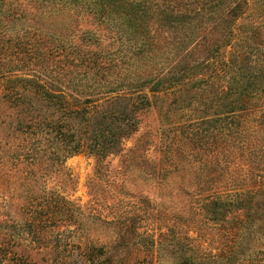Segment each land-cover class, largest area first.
<instances>
[{"label":"rangeland","instance_id":"obj_1","mask_svg":"<svg viewBox=\"0 0 264 264\" xmlns=\"http://www.w3.org/2000/svg\"><path fill=\"white\" fill-rule=\"evenodd\" d=\"M155 3L150 32L136 37L125 18L104 6L100 14L94 0H0V72L13 68L12 78L29 79L48 66L49 81L68 50L76 58L96 53L105 66L103 84H94L100 109L126 106L137 121L103 156L83 150L55 162L49 137L30 144L16 130L24 108L17 97L64 122L74 116L59 102L70 107L71 91L51 105L23 82L12 99L0 90V223L22 222L25 206L50 205L25 204L31 191L45 189L73 202L82 222L78 236L59 239L51 223L39 243L15 248L30 263L68 256L66 264H77L81 243L92 240L103 247L101 264H264V139L251 154L246 136L217 123L215 106L206 104L201 88L213 59L202 40L216 41L213 23L184 22L163 0ZM258 9L264 13V2ZM146 34L150 39L141 38ZM60 86L50 88L58 94ZM116 96L122 98L104 102ZM15 149L37 159L15 164Z\"/></svg>","mask_w":264,"mask_h":264},{"label":"trees","instance_id":"obj_2","mask_svg":"<svg viewBox=\"0 0 264 264\" xmlns=\"http://www.w3.org/2000/svg\"><path fill=\"white\" fill-rule=\"evenodd\" d=\"M94 2L101 6L100 14L103 15L104 6L111 13L125 18L127 25L135 29L136 37L150 32L147 29V18L151 10L157 12L159 9L155 0ZM263 2L264 0H163L167 8L171 12H177L184 22L193 21L196 25H203L207 21L213 23L211 32L216 34V41L210 44L211 39L208 40V37L202 40L213 61L205 65L210 73L208 78L204 79L201 89L206 93V104L216 108L214 113L218 118L217 123L226 122V128H231L238 136H246L247 142L253 145V155H258L260 150L257 146L264 139V13L258 9ZM147 34L141 38L150 39ZM59 48L60 46L57 47L58 56L61 55ZM72 53L73 50H68L66 61L54 70L55 79L50 78L49 81L44 79L50 73L53 75L48 66L34 70L33 77L29 79L12 78L16 75L13 68L0 72L1 93H5L4 96L9 99L14 98L17 93L16 82H23L24 90L33 91L38 98H43L51 105H55V99L62 97L60 94L67 95L66 91H71L73 100L70 101V107L59 102L64 106L62 109L68 110L69 115L74 116V119L64 122H60V115L58 120L42 116V110L36 104L24 99L23 95L17 97L18 100L23 99L21 104L24 108L19 120L21 129L18 127L16 130L29 139L30 144L37 142L36 138L43 134L49 137L55 146L52 150L56 155L55 162L83 150L103 156V150L117 147L121 139L132 134L137 127L136 118L134 121L132 117L133 110L127 111L124 105V108L120 107L112 113H103V109H100L103 107V96H100V92H95L94 84H103L105 66L103 60H100L102 56L95 53L92 56L86 54L87 56L76 58ZM69 55L73 58H67ZM28 84L31 85L27 86ZM55 84L61 85L58 94H54L50 88ZM121 98L109 97L104 99V102L112 103ZM140 99L142 105L148 103L146 95H141ZM25 104L32 108L28 109ZM135 111L137 110H134V113ZM23 152L14 150L12 156L15 164L37 159V156H31L33 151ZM26 199L25 204L50 205L40 208L34 205L25 206V218L22 222L0 223V264H34L20 257L15 248L39 243L51 223L57 227L52 232L59 236V239L65 233L71 236L79 233V224H82L80 214L75 213L71 205L74 203L60 192L47 189L41 193L31 191ZM51 204L58 205L51 207ZM62 223L65 228H60ZM84 239L80 236L78 240ZM81 247L83 252L77 264L103 262V247L97 246L95 241L88 240L86 244L81 243ZM57 259L58 264H66L69 261L68 256H59ZM52 263L53 261L49 264Z\"/></svg>","mask_w":264,"mask_h":264}]
</instances>
